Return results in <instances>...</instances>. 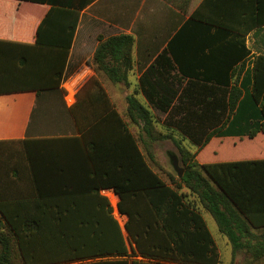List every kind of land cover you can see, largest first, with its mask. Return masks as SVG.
I'll list each match as a JSON object with an SVG mask.
<instances>
[{"label":"trees","instance_id":"obj_1","mask_svg":"<svg viewBox=\"0 0 264 264\" xmlns=\"http://www.w3.org/2000/svg\"><path fill=\"white\" fill-rule=\"evenodd\" d=\"M74 14L67 40H49L39 24L35 42L68 48ZM132 42L130 35L119 34L98 43L93 55L97 67L114 81L124 80L126 72L120 74L117 67H130ZM201 44L210 50L222 46V70L188 74L170 42L168 60L188 77L186 86L162 85L156 100L143 90L150 104L166 113V132L156 129L157 119L146 105L133 94L126 97L130 118L140 119L146 136L170 139L178 149L185 165L178 179L168 182L151 166L142 150L153 158L147 143L142 140L141 147L94 78L82 87L93 85L102 97L95 111L79 115L77 108L88 107L79 97L69 107L77 134L0 140L1 179L27 177L31 183L30 190L17 188L14 196L0 197V264H219L201 207L233 250H243L250 263L264 258V157H203L212 139L264 136V52L250 58L243 36ZM184 138L195 151L182 145ZM182 186L192 199L179 190ZM101 189L118 196L125 233Z\"/></svg>","mask_w":264,"mask_h":264},{"label":"crops","instance_id":"obj_2","mask_svg":"<svg viewBox=\"0 0 264 264\" xmlns=\"http://www.w3.org/2000/svg\"><path fill=\"white\" fill-rule=\"evenodd\" d=\"M74 11L78 16L68 48L35 42L39 24L49 40H67ZM119 34L133 39L132 61L128 69L117 67L126 75L124 80L114 81L97 67L93 55L98 43ZM241 36L250 48V58L264 52V0H0V140L77 134L69 107L79 97L88 105L77 108L79 115L95 111L102 97L95 93V86L82 87L88 78H94L141 147L145 141L151 153L153 140L146 136L140 119L135 122L130 118L127 95L133 94L146 105L157 125L167 127L166 113L154 108L143 90L156 100L162 85L186 86L188 77L181 76L178 65L168 60V44L173 43L188 74L197 70L217 72L222 70V46L212 45L210 50L203 49L201 43L222 44ZM76 75H84L85 80L73 92L67 82ZM142 150L150 160L148 151L144 147ZM66 167L82 169L77 165ZM3 173L0 168V197L14 196L17 188L31 189L29 178L4 180ZM107 192L118 200L113 190H100L108 199ZM155 263L188 264L165 260Z\"/></svg>","mask_w":264,"mask_h":264},{"label":"rangeland","instance_id":"obj_3","mask_svg":"<svg viewBox=\"0 0 264 264\" xmlns=\"http://www.w3.org/2000/svg\"><path fill=\"white\" fill-rule=\"evenodd\" d=\"M157 116L160 118V114ZM156 129L161 132H166L162 125H157ZM228 138L229 137L222 141L217 140V138L212 139L209 143V146L207 145L204 148L205 155L203 157L207 159V161H233L239 159L264 157V136L256 138V140H248L245 138L239 140L238 137L237 139L234 137V140H231ZM182 145L188 148L190 151H195L196 149V146L191 144L190 141L186 139L182 141ZM149 148L153 155V158H151L149 162L161 175V177L168 182H170L171 177L178 179L180 176H178L177 171L171 165L168 153L173 152L177 155L179 160L178 164L182 168V173L185 165L182 163L178 149L172 140H153L150 142ZM179 190L187 195V199H192L188 188L182 186ZM201 214L216 243L220 258L219 264H264V258L260 261L250 263L248 254H246L243 250H233L227 237L219 231L212 215L203 207H201ZM123 232L125 233L126 231L123 230Z\"/></svg>","mask_w":264,"mask_h":264},{"label":"built area","instance_id":"obj_4","mask_svg":"<svg viewBox=\"0 0 264 264\" xmlns=\"http://www.w3.org/2000/svg\"><path fill=\"white\" fill-rule=\"evenodd\" d=\"M85 80V77L84 75L83 76H71L69 79H68V87L71 89V91H75L79 86L82 85V83L84 82ZM107 196H108V200H109V203H110V206L112 208V215L113 217L116 219V221L118 222V224L120 225V227L122 228V230H125L124 228V222L126 220V216L124 214H122L119 209H118V206H117V199L113 200L111 197H110V194L107 192Z\"/></svg>","mask_w":264,"mask_h":264},{"label":"water","instance_id":"obj_5","mask_svg":"<svg viewBox=\"0 0 264 264\" xmlns=\"http://www.w3.org/2000/svg\"><path fill=\"white\" fill-rule=\"evenodd\" d=\"M171 165L173 166V168L177 171L178 176H181L182 174V168L179 166V160L176 154H174L173 152H169L168 153Z\"/></svg>","mask_w":264,"mask_h":264}]
</instances>
